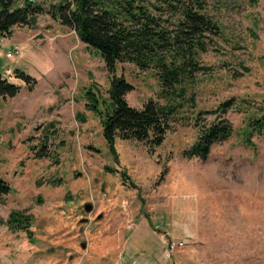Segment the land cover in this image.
Wrapping results in <instances>:
<instances>
[{"label": "rangeland", "instance_id": "obj_1", "mask_svg": "<svg viewBox=\"0 0 264 264\" xmlns=\"http://www.w3.org/2000/svg\"><path fill=\"white\" fill-rule=\"evenodd\" d=\"M26 1L44 12L0 38L1 76L20 86L14 97H0V177L10 187L0 216L24 209L31 234L1 225L0 264H123L135 230L147 233L142 252L161 254L160 264H264V128L245 145L242 113L231 108L222 115L233 125L230 138L205 160L181 153L197 139L196 117L211 122L219 114L206 112L231 97L264 100V0H204L223 34L199 55L209 69L186 80L183 93L164 92L151 68L116 64L115 75L133 86L124 95L130 106L152 98L180 107L159 146L116 137L114 152L100 117L84 110L90 87L102 108L109 102L111 77L99 51L52 14L66 0H13L12 8ZM142 3L175 28L178 13L160 0ZM14 44L19 54L8 58ZM43 144L46 155L37 157ZM171 231L186 244L168 253L164 232Z\"/></svg>", "mask_w": 264, "mask_h": 264}, {"label": "trees", "instance_id": "obj_2", "mask_svg": "<svg viewBox=\"0 0 264 264\" xmlns=\"http://www.w3.org/2000/svg\"><path fill=\"white\" fill-rule=\"evenodd\" d=\"M12 1L0 0V38L10 36L14 26H33L37 16L44 12L41 5L32 1H26L23 6L13 9ZM257 1L249 0L251 4ZM160 2L165 8L179 14L180 19L174 29L168 28L142 0H66L54 4L51 9L54 16H59L60 24L71 27L81 42L99 51L106 72L111 77L109 102L105 107L100 106L105 102H100L96 92L90 87L84 92V110L100 117L101 134L112 152L116 137L135 139L146 143L150 148L159 146L170 129L172 117L180 107L179 104H158L152 98L141 108L130 106L124 95L133 86L122 76L115 75L116 64L127 61L141 70L151 68L164 92L180 90L183 93L186 80L199 71L209 69L201 64L199 55L206 53L215 39L223 34L217 20L203 11L204 0ZM14 73L25 80L29 89L35 86V78L19 70ZM1 75L0 72V97H14L20 86L9 83ZM231 108L242 113V142L253 145L252 136L264 128V100L255 103L231 97L221 102L213 111L206 112L219 114L211 122L201 124L196 117L194 125L198 126L197 139L182 150L185 158L205 160L214 144L230 138L234 132L233 125L222 115ZM46 148L47 145L43 144L35 155L45 156ZM9 191L8 182L0 177V203ZM31 222V215L24 209L11 210L6 218L0 216V226L4 225L15 233L21 230L31 234Z\"/></svg>", "mask_w": 264, "mask_h": 264}, {"label": "crops", "instance_id": "obj_3", "mask_svg": "<svg viewBox=\"0 0 264 264\" xmlns=\"http://www.w3.org/2000/svg\"><path fill=\"white\" fill-rule=\"evenodd\" d=\"M141 222H143V221H141ZM147 225H148V223H147ZM138 228H139V224H138ZM160 228H162V227L160 226ZM145 229L147 230V226H146ZM135 231H136V235L134 237H132L133 239L130 241L131 246L128 248V250H129V252H128V254H129L128 255V258H129V260L127 259L125 262H123V264H160L161 254L154 253V252H149V253L148 252L147 253L145 252L143 254V252L146 250V249L145 250H142V249L145 248V246L143 244H147V241L149 242L147 233H145L146 236H144L142 234L143 233L142 231L141 232L139 230H135ZM151 233L152 234H156V233H153V232H151ZM164 234H166L167 237L170 238V240H173L171 238H174V237L179 238V239L181 238V236H179L181 233L180 234H176L173 231H171V232H164ZM179 239H177V240H179ZM157 240L161 241V243H164V241H165L163 238H160V235L159 236L157 235ZM164 247H165V244H164ZM132 251H134V252H137L138 251V252L141 253L139 255L140 256L139 257V260H135V259L132 260V259H130V254H131ZM142 255H144L143 258L141 257Z\"/></svg>", "mask_w": 264, "mask_h": 264}, {"label": "built area", "instance_id": "obj_4", "mask_svg": "<svg viewBox=\"0 0 264 264\" xmlns=\"http://www.w3.org/2000/svg\"><path fill=\"white\" fill-rule=\"evenodd\" d=\"M1 41V39H0ZM19 46L18 45H13L11 47V50L8 51V53L6 54V56L9 58L13 55H17L19 54ZM186 244V240L184 239H180V240H169L165 242V249L168 253L170 252H174L177 248H180L182 246H184Z\"/></svg>", "mask_w": 264, "mask_h": 264}, {"label": "water", "instance_id": "obj_5", "mask_svg": "<svg viewBox=\"0 0 264 264\" xmlns=\"http://www.w3.org/2000/svg\"><path fill=\"white\" fill-rule=\"evenodd\" d=\"M89 207L88 206H86V209H88Z\"/></svg>", "mask_w": 264, "mask_h": 264}]
</instances>
